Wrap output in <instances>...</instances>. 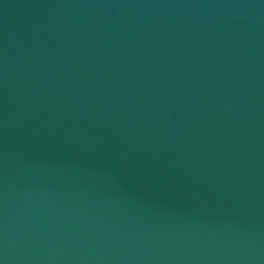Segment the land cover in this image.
<instances>
[{"label": "water", "instance_id": "95a60500", "mask_svg": "<svg viewBox=\"0 0 264 264\" xmlns=\"http://www.w3.org/2000/svg\"><path fill=\"white\" fill-rule=\"evenodd\" d=\"M0 264H264V0H0Z\"/></svg>", "mask_w": 264, "mask_h": 264}]
</instances>
